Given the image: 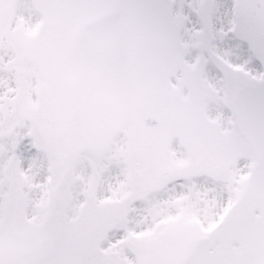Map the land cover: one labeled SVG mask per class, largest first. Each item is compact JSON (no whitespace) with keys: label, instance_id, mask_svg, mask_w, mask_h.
I'll list each match as a JSON object with an SVG mask.
<instances>
[{"label":"snow or ice","instance_id":"1","mask_svg":"<svg viewBox=\"0 0 264 264\" xmlns=\"http://www.w3.org/2000/svg\"><path fill=\"white\" fill-rule=\"evenodd\" d=\"M0 264H264V0H0Z\"/></svg>","mask_w":264,"mask_h":264}]
</instances>
